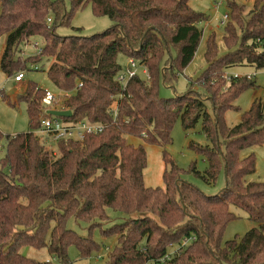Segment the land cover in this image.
Masks as SVG:
<instances>
[{
	"label": "trees",
	"instance_id": "trees-1",
	"mask_svg": "<svg viewBox=\"0 0 264 264\" xmlns=\"http://www.w3.org/2000/svg\"><path fill=\"white\" fill-rule=\"evenodd\" d=\"M67 1L69 10L64 0H0V36L6 35L0 67L7 74L18 70L22 61L13 56L19 44L40 35L41 48L26 60L52 57L46 74L64 92L60 108L71 111L58 117L104 127L83 140L54 141L56 155L35 133L48 116L41 102L44 89L30 83L17 95L26 103L28 130L0 132V139H6L0 159V264H53L23 255V245L47 249L57 264H74L67 252L71 245L80 259L90 257L101 247L92 237L91 228L97 226L92 224L100 228L111 217L107 209L123 219L100 229L103 236H116L105 264H264V181L244 180L254 172L256 160L252 151L240 156L243 149L264 144V109L254 100L239 123L226 126L224 112L236 108L233 100L253 82L231 77L223 88L230 67L264 68V0H253L244 15L243 4L227 1L226 51L217 55L211 32L203 53L206 67L194 80L202 92L188 88L170 97L159 94V83L170 82L192 60L204 13L192 9L188 0ZM86 3L111 24L89 35H59L56 28ZM118 53L143 65L147 77L135 73L125 84L117 81ZM178 118L183 129L201 120L208 144L192 141L188 146L204 156L207 167L202 175L194 163L189 170L206 183H214L223 171L225 183L217 193H204L183 179L186 170L166 152ZM127 135L162 147V186L144 184V145H134ZM230 205L257 224L222 243L227 222L236 218ZM71 218L89 223L88 233L70 228Z\"/></svg>",
	"mask_w": 264,
	"mask_h": 264
},
{
	"label": "rangeland",
	"instance_id": "rangeland-1",
	"mask_svg": "<svg viewBox=\"0 0 264 264\" xmlns=\"http://www.w3.org/2000/svg\"><path fill=\"white\" fill-rule=\"evenodd\" d=\"M228 0H188L189 6L204 13L206 19L199 22L198 27L202 30V36L197 46L195 54L189 64L170 82L159 83V94L163 97H170L174 93H182L188 88H192L196 91L202 92V88L197 85L194 80L205 69L206 62L204 59L205 41L208 35L215 33V41L217 43V55L224 53L226 48L222 41L223 29L226 22L230 21L222 20L224 14L229 15V8L227 5ZM236 3L243 4L244 15L253 5V0H234ZM64 6L66 10H69L70 5L67 0H64ZM111 24V20L106 15H95L92 12L90 3H86L83 7L76 9L69 17L67 23L61 24L56 28V32L61 35H89L107 28ZM5 37L3 34L0 36V61L2 52L5 46ZM43 44V38L40 35H35L29 38L26 43H20L19 49L13 56V59L22 61L18 70H14L11 74H7L2 71L0 67V132L3 135L16 134L19 132L28 130V116L26 113V103L24 101H18L17 95L22 93L26 87L33 83L41 89L50 90L57 95V102L53 104L59 109L62 105V99L64 92L58 89L48 78L46 69L52 61V57L46 55L40 56L37 62L28 61L26 57L36 55L38 50ZM174 54V52H171ZM31 59V58H30ZM116 60L120 65V72L127 75L128 60L129 57L123 53H118ZM19 61V62H20ZM132 70V68L130 67ZM21 71L23 77L20 81L14 80V75ZM135 73L140 78H146V69L143 65L136 62ZM228 73V74H227ZM227 73L224 72L223 77L225 79L226 87L230 77L229 75H238V77H250L253 84L244 88L238 96L233 100V105L236 108L227 109L224 112V121L226 126L232 127L239 123L241 114L248 110L251 103L257 100L261 103L264 109V68L256 69L249 64L233 66L227 69ZM193 83V84H192ZM206 102V108L211 113V105L208 100ZM43 107V105H42ZM40 141L44 143L45 148L51 149L58 155L56 150V143L54 141H44L43 134L39 131L35 132ZM127 140L134 145L143 143L138 137L127 135ZM196 142L199 144H208V139L202 132L201 120L199 119L193 127L189 129H183L180 119L178 118L171 130V142L165 146L166 152L174 160V162L186 171L181 175L183 179L192 182L200 190L207 194L217 193L225 183L223 171H220L218 177L214 183H206L201 176L195 174L189 170V165L194 163V166L200 174L207 167V162L203 155L197 153L188 146L189 142ZM6 139L2 137L0 139V159L5 152ZM146 152V165L143 169V182L146 186H162V171L164 169V163L162 160V147L156 144L143 143ZM253 152L255 155V170L254 172L244 177L245 181H264V144L256 145L253 147L245 148L241 151L240 156L243 157L249 152ZM230 210L236 214V218L227 222L222 235V243L226 240L232 239L235 235L242 236L248 229L256 226V222L248 219L246 212L238 207L230 205ZM110 218L107 221H101L100 228L97 225L91 228L92 237L101 244L100 250L93 253L90 257L80 259L78 252L74 246L68 247V256L74 264H105L106 253L115 244L116 236H103L100 233V229L110 226L112 223L119 222L123 219L121 213L107 209ZM118 217H117V216ZM67 225L72 228L79 235H86L88 233L89 223L87 222H75L72 218L69 219ZM90 230V229H89ZM90 234V235H91ZM170 249V248H169ZM172 250V249H170ZM20 252L25 255L36 259H49L53 264H57L56 260L49 255L47 249H36L31 246L23 245L20 248ZM98 254V255H97ZM97 255V257H96Z\"/></svg>",
	"mask_w": 264,
	"mask_h": 264
},
{
	"label": "built area",
	"instance_id": "built-area-1",
	"mask_svg": "<svg viewBox=\"0 0 264 264\" xmlns=\"http://www.w3.org/2000/svg\"><path fill=\"white\" fill-rule=\"evenodd\" d=\"M227 18H229V15L224 14L222 20H227ZM49 20L50 18L48 17L47 21ZM128 64H129L127 68L128 76H125V74H122L119 71L115 77V79L122 84H125L128 77L135 74L136 60L132 57H129ZM130 67L132 68V70L130 69ZM229 76L230 77H225V78L230 79L231 77H238V75L236 74ZM22 77H23V73L21 71H18L14 75V80L19 81L21 80ZM56 98H57L56 94L52 93L50 90L47 89L44 90V95L42 97L41 102L43 105V112L48 116H44L41 118L40 128L37 130L41 134H43L44 141L46 142L56 141L61 138L72 139V140H83L87 134H92L102 131L104 126L100 123H90L85 120L78 122L63 121L58 116L48 114L47 111L49 109H58L56 108V106H53V104L57 102ZM59 109L62 108L59 107ZM110 112L112 113V115L116 114V107L114 103L111 105ZM169 256L170 254L166 255L165 259H168ZM148 264H155V263H148Z\"/></svg>",
	"mask_w": 264,
	"mask_h": 264
},
{
	"label": "water",
	"instance_id": "water-1",
	"mask_svg": "<svg viewBox=\"0 0 264 264\" xmlns=\"http://www.w3.org/2000/svg\"><path fill=\"white\" fill-rule=\"evenodd\" d=\"M47 113L55 116H70L71 111L69 109H49Z\"/></svg>",
	"mask_w": 264,
	"mask_h": 264
},
{
	"label": "crops",
	"instance_id": "crops-1",
	"mask_svg": "<svg viewBox=\"0 0 264 264\" xmlns=\"http://www.w3.org/2000/svg\"><path fill=\"white\" fill-rule=\"evenodd\" d=\"M199 24V23H198ZM20 81V80H19Z\"/></svg>",
	"mask_w": 264,
	"mask_h": 264
}]
</instances>
